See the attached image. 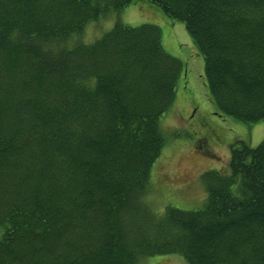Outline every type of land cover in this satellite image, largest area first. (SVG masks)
<instances>
[{
  "label": "trees",
  "instance_id": "trees-1",
  "mask_svg": "<svg viewBox=\"0 0 264 264\" xmlns=\"http://www.w3.org/2000/svg\"><path fill=\"white\" fill-rule=\"evenodd\" d=\"M137 1L0 0V264H264V139L201 174L200 209L157 214L145 196L183 63L158 22L70 44L131 6L180 22L211 102L250 127L264 121V0Z\"/></svg>",
  "mask_w": 264,
  "mask_h": 264
},
{
  "label": "rangeland",
  "instance_id": "rangeland-1",
  "mask_svg": "<svg viewBox=\"0 0 264 264\" xmlns=\"http://www.w3.org/2000/svg\"><path fill=\"white\" fill-rule=\"evenodd\" d=\"M138 2L137 0H134ZM134 2V3H135ZM117 15V16H116ZM98 22L89 23L70 44H91L107 32L115 20L130 27L154 23L160 27L164 51L184 65L176 99L160 120L164 148L151 170L150 190L145 196L157 214L172 207L183 211L200 209L205 198L201 174L227 166L229 146L237 140L257 147L264 139V121L246 126L218 112L204 81V62L180 22L154 21L149 12L135 6ZM155 177L152 180V173ZM140 264H185L178 255L144 258Z\"/></svg>",
  "mask_w": 264,
  "mask_h": 264
}]
</instances>
